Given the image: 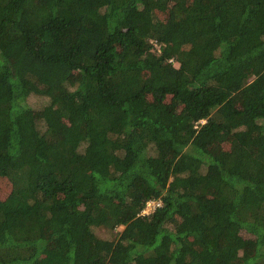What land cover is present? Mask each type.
<instances>
[{"label":"trees","instance_id":"1","mask_svg":"<svg viewBox=\"0 0 264 264\" xmlns=\"http://www.w3.org/2000/svg\"><path fill=\"white\" fill-rule=\"evenodd\" d=\"M0 178V264H264V0H0Z\"/></svg>","mask_w":264,"mask_h":264},{"label":"rangeland","instance_id":"2","mask_svg":"<svg viewBox=\"0 0 264 264\" xmlns=\"http://www.w3.org/2000/svg\"><path fill=\"white\" fill-rule=\"evenodd\" d=\"M36 97H30L29 100L32 103V106L35 108H38L42 105V97L38 96ZM9 189V183L5 180V178H0V197H4V193L7 192ZM244 254V250L240 251V255L242 256ZM44 255L40 256V259L43 258ZM241 260V257L237 258L234 262H239ZM41 264V263H39Z\"/></svg>","mask_w":264,"mask_h":264},{"label":"built area","instance_id":"3","mask_svg":"<svg viewBox=\"0 0 264 264\" xmlns=\"http://www.w3.org/2000/svg\"><path fill=\"white\" fill-rule=\"evenodd\" d=\"M155 45L158 47L159 45L155 42ZM161 205L160 199H148L145 203V206L142 208V214H149L154 211L155 207Z\"/></svg>","mask_w":264,"mask_h":264}]
</instances>
